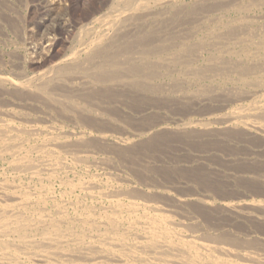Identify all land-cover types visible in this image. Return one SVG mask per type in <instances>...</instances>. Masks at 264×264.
Listing matches in <instances>:
<instances>
[{
	"label": "bare ground",
	"instance_id": "6f19581e",
	"mask_svg": "<svg viewBox=\"0 0 264 264\" xmlns=\"http://www.w3.org/2000/svg\"><path fill=\"white\" fill-rule=\"evenodd\" d=\"M9 2L0 264H264V0H102L32 77Z\"/></svg>",
	"mask_w": 264,
	"mask_h": 264
},
{
	"label": "rangeland",
	"instance_id": "374dc122",
	"mask_svg": "<svg viewBox=\"0 0 264 264\" xmlns=\"http://www.w3.org/2000/svg\"><path fill=\"white\" fill-rule=\"evenodd\" d=\"M9 1V4H11L13 9H15L16 11H14L15 13H13V15L20 19L19 21L22 25L21 29H23V31L25 30L27 33L26 39L24 40L23 44L20 45L19 52L26 62V67L23 72L27 76L31 75L29 77H32L35 73L47 67L48 65L46 64H48L51 59L57 57L58 50L63 48L69 42L71 34L69 32L71 30L73 31L76 27L75 25L81 22L85 18V15L88 14L91 10L98 9V7L100 6L99 4L102 2V0H81L79 4L75 3L73 5L74 0ZM227 14L225 16L230 18L235 17L236 15L233 12H229ZM251 15L254 18L261 19V17L263 18L264 16V11L261 12L260 10H255L251 13ZM46 20H50V22L52 21L53 23L51 22L49 24V27L47 29H44L42 27V23ZM60 24H64L65 26L63 27L61 25L59 27ZM25 70L27 73L25 72ZM8 71H11L10 68H8ZM11 72L9 73L11 74ZM6 73L9 74L8 72ZM205 83L208 84V82ZM216 84L219 85L220 83ZM147 98L148 99L145 100L146 103L148 101L147 104H149L151 102V97L148 96ZM142 108L143 106H141L139 110ZM172 108L164 109L165 111L167 110L166 112L163 109V111L158 109L159 111L157 110V115H154L153 117L149 116V118H153L154 120L156 119V121L164 120L163 122L166 121L169 123L178 119L182 120L183 118H181L179 113L183 111V109L179 107V105L173 106ZM141 111H138V113ZM163 114L164 116H162Z\"/></svg>",
	"mask_w": 264,
	"mask_h": 264
}]
</instances>
